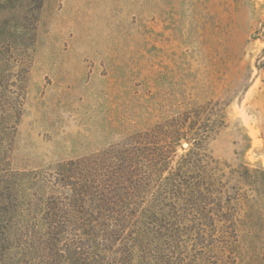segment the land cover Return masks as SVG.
<instances>
[{"label":"rangeland","instance_id":"1","mask_svg":"<svg viewBox=\"0 0 264 264\" xmlns=\"http://www.w3.org/2000/svg\"><path fill=\"white\" fill-rule=\"evenodd\" d=\"M198 111L225 117L207 151L228 171L264 168V0H0V264H95L73 165H119ZM240 186L264 264V202Z\"/></svg>","mask_w":264,"mask_h":264},{"label":"trees","instance_id":"2","mask_svg":"<svg viewBox=\"0 0 264 264\" xmlns=\"http://www.w3.org/2000/svg\"><path fill=\"white\" fill-rule=\"evenodd\" d=\"M200 112L152 127L144 134L155 140L139 142L136 157L125 149L119 165H103L100 156L73 165L75 201L89 203L95 264L98 257L102 264H190L213 252L219 264H259L248 253L258 233L240 185L250 182L264 202V168L242 162L228 171L226 161L213 158L207 146L226 119ZM183 141L192 146L174 164ZM100 246L107 255H99Z\"/></svg>","mask_w":264,"mask_h":264},{"label":"water","instance_id":"3","mask_svg":"<svg viewBox=\"0 0 264 264\" xmlns=\"http://www.w3.org/2000/svg\"><path fill=\"white\" fill-rule=\"evenodd\" d=\"M183 145H184L185 147H187V146H188V142H184Z\"/></svg>","mask_w":264,"mask_h":264}]
</instances>
